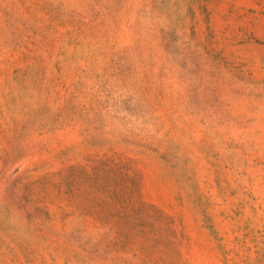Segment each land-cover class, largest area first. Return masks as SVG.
<instances>
[{"label":"rangeland","instance_id":"1","mask_svg":"<svg viewBox=\"0 0 264 264\" xmlns=\"http://www.w3.org/2000/svg\"><path fill=\"white\" fill-rule=\"evenodd\" d=\"M0 264H264V0H0Z\"/></svg>","mask_w":264,"mask_h":264}]
</instances>
